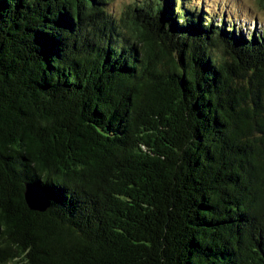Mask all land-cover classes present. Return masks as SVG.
<instances>
[{
  "label": "trees",
  "instance_id": "1",
  "mask_svg": "<svg viewBox=\"0 0 264 264\" xmlns=\"http://www.w3.org/2000/svg\"><path fill=\"white\" fill-rule=\"evenodd\" d=\"M116 1L0 0V264H264V29Z\"/></svg>",
  "mask_w": 264,
  "mask_h": 264
},
{
  "label": "rangeland",
  "instance_id": "2",
  "mask_svg": "<svg viewBox=\"0 0 264 264\" xmlns=\"http://www.w3.org/2000/svg\"><path fill=\"white\" fill-rule=\"evenodd\" d=\"M137 0H117L114 4L115 10L119 11L127 5L134 4ZM143 1V0H142ZM194 2L196 0H193ZM199 1V0H197ZM211 10L227 11L229 19L236 23V26L243 27L245 33L264 29V10L256 0H204ZM213 3H212V2ZM232 17V18H231Z\"/></svg>",
  "mask_w": 264,
  "mask_h": 264
},
{
  "label": "water",
  "instance_id": "3",
  "mask_svg": "<svg viewBox=\"0 0 264 264\" xmlns=\"http://www.w3.org/2000/svg\"><path fill=\"white\" fill-rule=\"evenodd\" d=\"M25 197L28 206L32 210L47 211L51 206L50 193L46 188H35L33 185H28Z\"/></svg>",
  "mask_w": 264,
  "mask_h": 264
}]
</instances>
